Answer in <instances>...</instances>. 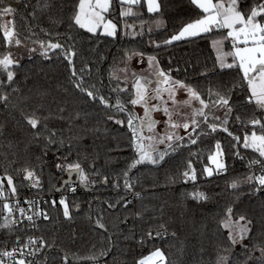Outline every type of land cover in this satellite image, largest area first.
Returning <instances> with one entry per match:
<instances>
[{"label":"trees","instance_id":"16d2710c","mask_svg":"<svg viewBox=\"0 0 264 264\" xmlns=\"http://www.w3.org/2000/svg\"><path fill=\"white\" fill-rule=\"evenodd\" d=\"M255 2L241 0V6L247 9ZM77 3L3 0L0 5L16 10L11 17L21 41L19 45L7 44L0 28V58L10 54L17 62L10 69L14 72L10 86L6 73L0 71V81L5 82L0 94L9 97L7 106L0 104V178H5L3 186L11 193L6 177H12L15 195L55 197V203L47 206L50 218L40 232L48 264L63 257L76 263L137 264L157 249L163 252L165 264H217L220 257H228L227 264H262L264 188L256 191L257 185L247 182V177L261 174V165L251 164L259 154L243 147V140L252 131L264 134L259 125L253 128L250 124L257 118L264 123V110L247 102L250 93L238 67L220 68L213 42L222 41V49L232 51L231 42L224 38L226 29L156 47L153 42L162 43L197 18L199 10L190 0H159L160 11L153 13L142 0L134 6L135 15L119 19L115 37L69 28ZM114 8L119 11V5ZM49 42L75 51L72 61L77 77H83V86L91 89L95 85L100 95L112 98V103L117 95L126 104L132 98V85L122 80L126 74H117L122 66L137 53H143L145 59L155 57L158 70L194 89L209 104L205 112L217 130L211 132L201 124L197 133L205 134L193 133L195 144L189 136L173 141L172 148L157 144L159 151L169 152L165 160L159 165H139L125 178L123 173L135 158L126 114L93 103L79 92L73 86L77 77H72L65 52L47 48ZM45 51L48 58L42 55ZM118 85L128 91L114 92ZM216 94L229 99L232 112L227 117L225 107L214 106ZM127 106L137 115L135 107ZM33 113L42 120L37 129L24 119ZM110 115L125 121L124 126L109 120ZM37 131L39 137L34 136ZM53 131L56 142L49 145L47 137ZM233 137H240V142ZM217 142L225 168L208 176L203 170L212 167L209 156L217 154ZM189 160L196 172L195 181L183 176ZM77 163L87 177L80 181L90 190L56 193L69 172L68 165ZM58 164L62 167L57 168ZM24 169L35 176L25 179ZM37 177L39 183L35 184ZM125 179L131 189L125 187ZM233 181L239 185L235 190L229 186ZM194 192H203L207 199H193L190 194ZM61 199L67 203L71 218L64 216ZM228 207L233 209V220L243 215L252 222L248 238L235 245L228 240L229 230L220 223ZM97 221L104 228L98 227ZM157 230L166 232L168 238L150 241L147 234ZM219 264L225 261L219 260Z\"/></svg>","mask_w":264,"mask_h":264},{"label":"snow or ice","instance_id":"6c2138e0","mask_svg":"<svg viewBox=\"0 0 264 264\" xmlns=\"http://www.w3.org/2000/svg\"><path fill=\"white\" fill-rule=\"evenodd\" d=\"M113 0H78V3L75 6V12L71 17V23L69 28L74 26L81 29H86L88 32L95 34L96 30L100 27H103L104 34L108 36H115L116 34V24L111 20H106L105 14L109 12ZM120 5H128L126 9L121 12L122 16L135 15L132 11L133 5L141 4V0H118ZM144 3L147 4V10L149 13L159 12L160 3L159 0H144ZM190 3L194 5L198 10L197 18L190 20L189 22L182 25L179 31L176 34H173L169 39L164 40L162 43L153 42L156 47H161L162 45H169L173 41H179L185 38H194L201 36L203 34L211 33L214 30L226 29L225 39H230L232 41V51L223 52L221 47L222 41H214L213 46L217 48L218 51V62L220 63L221 68H233L238 67L243 76L242 79L246 81L247 87L250 95L247 97L248 103H255L258 108L264 110V0H256L250 7L245 9L241 6V0H190ZM0 5H3V0H0ZM15 9L11 6H0V19L4 16H12L15 13ZM159 23V22H158ZM11 26V27H10ZM0 28L3 29V38L7 44L11 45L15 43L19 45L21 43L20 39L16 37L15 25L13 20H8L3 24H0ZM41 47H44V44L41 42ZM47 48L55 50L61 49L65 52V59L68 60L69 65L72 68V77H77V72L72 61V57L75 56V51L72 49L65 50L64 46L59 43L49 42ZM34 51V49H33ZM42 55L47 57V51L43 52ZM137 55L143 56V53H137ZM232 57V63H227V57ZM149 66L151 67L155 61V57L148 58ZM17 63L11 57V55H6L3 58H0V71H3L7 75V85L10 86L14 80V72L11 71V67ZM83 71V70H82ZM135 75V74H134ZM73 86L81 93L85 94L89 100L93 103L98 102L100 105H103L104 108L112 110L116 113H125L127 116V127L131 132V146L133 147L135 158L128 165V168L124 171L123 175L125 178L128 177L129 172L136 168L139 165L145 163L152 165H159L165 160V157L169 155L167 150L159 151L156 147L157 144H163L166 141L168 147L172 148L173 141L183 140L184 137L175 136L174 132L166 131L163 136H158L154 132L155 125L159 123L153 119V112L163 110L164 114L167 116L166 124L168 128L175 129L178 127H183L187 132L188 129L192 128V133H189L190 143L195 144L196 139H192V134L196 133L197 136L203 135L205 133H197V129L200 128L201 124L207 125L208 129L211 132L217 130V124L209 123L208 114L205 112V109L209 107V104L201 99L199 93L194 89L187 87L180 81L172 80L170 74L165 73L163 70H158L155 74V79L150 80L144 77L137 76L133 82L132 88V98L127 101V104L119 98L117 95L115 103H112L111 97H105L100 95L98 90L95 89V85L91 86V89L85 88L83 86V77H77V79L72 81ZM155 84V88L151 86ZM161 85H166V87H161ZM5 87V82L0 81V88ZM151 88V91H150ZM177 88H184L188 93L189 99L183 101L185 105L191 103V101L196 100L201 105L200 108L194 109L190 122L187 120L180 124L173 121V112L167 107V101L163 99V93H167L168 99L172 100L175 104V91ZM15 91V89H13ZM114 92L121 93L127 92V88L119 87V85L113 89ZM218 99L214 102L215 105L225 107L226 117L232 112V108L229 104V99L225 96H220L216 94ZM7 94H0V104L7 106L8 102ZM153 100H161L164 104V107L161 109L160 105L152 104ZM128 104L135 106H142L144 109V115L139 117L135 115L132 111L129 110ZM60 111H63L61 109ZM77 117L79 113L76 114ZM197 117H202V120H198ZM27 125L32 129H37L38 125L42 123L40 117L35 113L29 116L24 117ZM44 119H47L45 117ZM108 119L113 121L116 124L124 126L125 121L116 119L114 115L108 116ZM218 120L219 117H214ZM240 118L237 117V120ZM224 125L228 123L227 118L222 122ZM250 124L255 128L259 125L261 132L264 133V123L261 119H253L250 121ZM46 127V126H45ZM139 129V130H137ZM0 131H2V126H0ZM223 131L227 132V128H223ZM147 133V134H146ZM41 133L37 131L34 133L35 137H39ZM55 132H51V135L47 137L48 144L55 143ZM229 135H232L229 133ZM237 142H240V137H233ZM147 141V143H145ZM217 154H221V148L219 142L216 144ZM243 147H251L254 151L259 154V158L251 161L252 165L259 164L261 165V174L252 175L247 177V182L255 183L257 185L256 191H260L264 188V134L257 135L255 131H252L251 135L245 134L243 140ZM175 151V149H173ZM209 156V160L212 163L216 164L217 171L223 170L225 168L223 163H220L216 159V155ZM61 165H57V168H61ZM69 171H76L81 178V181L84 182L87 180V177L83 173L80 165H68ZM204 172L208 176H212L213 170L211 168L205 167ZM26 173L25 179H31L35 176L33 171L24 169ZM183 176L186 179H191L195 181L196 172L193 167L192 161L189 160L187 163V168L183 172ZM5 178H0V200H6L4 196V183ZM105 178V182H106ZM7 184L11 190V193L15 195L16 189L13 185V179L11 176L6 177ZM39 183L38 177L35 180V184ZM67 183V181H65ZM34 184V186H35ZM232 189L238 188V182L233 181L229 185ZM125 187L131 189L132 185L128 183L125 179ZM75 189H73L74 191ZM139 196V193H135ZM190 196L195 200H206L207 196L203 192H194ZM26 203H28L26 201ZM55 203V202H53ZM63 205V214L66 218L70 217L69 207L64 199L60 201ZM112 205H110L111 207ZM2 209L7 212L9 216L13 214L14 206L10 205L8 202H4ZM31 210V209H29ZM15 211H18L21 216L25 217L28 221H33V215H26V210L19 207V202H16ZM233 209L228 207L225 211V216L221 220V226L225 229H228V240L232 245L237 243H242V241L248 238V234L251 232V221L247 220L245 216L241 215L237 219L233 220L232 217ZM36 216L43 215L44 219H48L46 213L34 212ZM139 215V213L137 214ZM243 222V223H241ZM11 223H16L12 221ZM97 226L104 228V225L99 221L96 222ZM9 227V222L6 220L4 224H0V228ZM161 229H164V225H160ZM166 230V229H165ZM149 238H152L153 233L150 231L148 234ZM156 235H160V232H157ZM175 235V233H173ZM36 241L29 239L28 244L24 245L23 248H13L11 251L4 250L0 252V257H13L15 258L17 254L19 259H14L13 264H26L25 257L26 255H35L34 251L28 253L25 252V249L28 248V245L35 244ZM247 250V246H244ZM261 253V261L264 264V248L259 249ZM153 258H159L161 262L165 261V257L162 251L157 249L149 257L141 259L137 264H150ZM249 258H251L249 256ZM219 260L225 261L227 264L228 257H220ZM0 264H4V260L0 259ZM27 264H32L31 261H27ZM247 264V262H245Z\"/></svg>","mask_w":264,"mask_h":264},{"label":"built area","instance_id":"2783aa9c","mask_svg":"<svg viewBox=\"0 0 264 264\" xmlns=\"http://www.w3.org/2000/svg\"><path fill=\"white\" fill-rule=\"evenodd\" d=\"M4 188V196L6 200H0V224H4L6 220L9 222V227L0 228V252L4 250L11 251L13 248H23L24 245L28 244L29 239L35 240V244L28 245L25 252L34 251L35 255H26L25 260L31 261L32 264H48L47 251L44 241L41 236V227L43 223L50 218V214L47 211V206L50 202L55 201V197H45L42 195H28V196H18L12 195L9 191ZM68 192L82 191L83 187L79 184H70L67 186ZM65 189V190H66ZM73 189H75L73 191ZM64 190V191H65ZM63 191V192H64ZM19 202V207L26 210V215H33V221H28L25 217L21 216L18 211H15L16 202ZM26 201L28 203H26ZM4 202H8L10 205L14 206V211L11 216L7 214L6 211L2 209ZM31 209V210H29ZM46 213L48 219H44L43 215L36 216L34 212ZM16 221V223H11ZM160 232V235H156ZM152 238H147L150 241H156L161 239H167L168 234L163 230H157L152 232ZM4 260V264H13L14 259H19V255L15 258L13 257H0ZM50 264H103L99 261H85V262H73L67 257H63L62 260L50 263Z\"/></svg>","mask_w":264,"mask_h":264},{"label":"rangeland","instance_id":"374dc122","mask_svg":"<svg viewBox=\"0 0 264 264\" xmlns=\"http://www.w3.org/2000/svg\"><path fill=\"white\" fill-rule=\"evenodd\" d=\"M141 2H142V0H141ZM115 3L117 5H119V11L118 12H117L118 9L114 8L115 5H116ZM134 6H136V5L131 6L133 13H135V10H136V7H134ZM146 6H147V4H146ZM127 7H128V5H123L122 6V5L119 4L118 0H116V1L113 0L109 12L105 14L106 20H111L117 26L116 27L115 36L117 35V31H118V28H119V25H118L119 19L127 17V16H122L121 15V12L124 9H126ZM8 20H12V17L11 16H4L2 18V23L1 24L5 23ZM98 32L104 34L103 27L98 28L95 33H98ZM226 32H227V30H226ZM115 36H112V37H115ZM185 39H187V38H185ZM181 40H184V39H181ZM228 40L231 42V45H232V41L230 39H228ZM173 42H176V41H173ZM223 52H230V51L223 50ZM227 63H232V57H230V56L227 57ZM220 68H221V66H220ZM222 69H224V68H222ZM157 71H158V69H157V66H155V63L150 67L148 59H145V58H143L141 56L135 55V56H133V57H131L129 59V62H127L126 64H124L122 66V68L117 72V74L120 77H121L122 74H126L125 78H122V80L124 82H126L127 85H129V84L133 85V82H134V80L136 79L137 76H142L144 78H151L152 80H154L152 75L156 74ZM133 77H135V78L133 79ZM125 79H129V81H126ZM126 84H125V86H126ZM155 87H156L155 84H153L151 86V88H155ZM151 88H150V91H151ZM163 99L165 101H167V107L173 112V121L178 122L180 124L184 123L186 120L188 122H190L194 109L200 108L199 102L196 101V100L191 101V103L188 104V105H185L183 103V101L189 99L188 93L186 92V90L184 88H177L176 89V91H175V101H176V103L175 104L172 102V100L168 99L167 93H163ZM151 103L160 105L161 109L164 107V104L162 103L161 100H153ZM135 112H136V114L139 117H142L144 115V109H143L142 106H135ZM152 115H153V119H155L156 121L159 122V123H157L155 125L156 128L154 129V132L158 136H163L166 133V131L174 132L175 136H179V137L189 136V133L192 132V128L191 127L188 129L187 132L184 130L183 127H178V128H175V129L168 128V126L166 124V121H167L168 118L164 114L163 110L153 112ZM199 118L200 117H197L198 120H199ZM163 130H164V132H163ZM257 135H261V133H257ZM145 143H147V141H145ZM168 143L169 142L166 141L165 143H163L161 145L162 146L168 145ZM216 159H217L218 162L222 163L221 157H220L219 154L216 155ZM211 165H212L211 169L213 171L217 170L216 164L212 163V161H211ZM150 255L151 254H149L147 257H149ZM150 264H165V261L161 262L159 260V258H153L152 261L150 262Z\"/></svg>","mask_w":264,"mask_h":264},{"label":"water","instance_id":"95a60500","mask_svg":"<svg viewBox=\"0 0 264 264\" xmlns=\"http://www.w3.org/2000/svg\"><path fill=\"white\" fill-rule=\"evenodd\" d=\"M65 181H67V183H65ZM70 184H79L83 187L84 190H90L89 187L85 186L80 181V175L76 171H69L67 173V176L62 180L61 185L56 188V193H62Z\"/></svg>","mask_w":264,"mask_h":264}]
</instances>
